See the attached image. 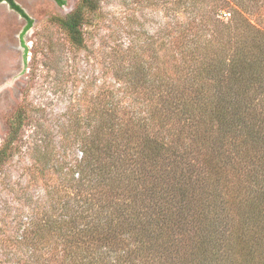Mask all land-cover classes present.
<instances>
[{
  "label": "rangeland",
  "instance_id": "rangeland-1",
  "mask_svg": "<svg viewBox=\"0 0 264 264\" xmlns=\"http://www.w3.org/2000/svg\"><path fill=\"white\" fill-rule=\"evenodd\" d=\"M14 1L33 23L24 33L27 21L6 3L0 4V147L15 129L13 124L18 113L25 112L13 154L0 170V264H43L46 257L51 260L53 257L50 264H58L54 257L53 238L43 237L38 224L41 219L49 218L53 221L56 218L58 202L47 195L54 188L55 197L58 195L56 191L64 190L62 186L66 187L65 178L68 179L71 166L80 157L75 142L77 136L71 130L77 122L75 119L85 126L92 111L107 109L108 104L116 115L126 118L151 108L156 112L155 118L162 117L165 120L163 127L166 128L161 130L166 133L160 138L172 140L176 150L183 140L186 147L192 143L184 138L183 132L188 130L183 129L186 124L177 120L178 115H173L171 107L173 99V103L179 100L177 96L187 98L184 80L192 72L180 74L175 67L184 62L179 50L187 46L182 43L183 46L175 48L171 57L173 46L170 40L175 38L174 31H185L191 22L192 31L197 29L208 32L207 24H211V20L206 24L207 16L204 15L203 7L208 6L210 1L97 0L98 7L93 8L92 13L85 11L90 21L82 27L84 45L80 48L70 43L66 32L56 22L71 14L80 0H64L63 6H58L54 0ZM260 2L264 5V0ZM228 18L223 16L225 22ZM255 19L264 28V8ZM219 34L225 35L224 26L220 29L218 27L213 37L217 38ZM219 44L216 42L211 48ZM143 71L148 75L146 79L143 78ZM156 72L165 76L160 90L153 86L143 87L151 84L147 80L154 79ZM129 73L132 77L127 79ZM171 75L179 79L178 88L183 89L172 85L171 79L167 80L166 77ZM143 98H147V101ZM166 103L171 108L164 109ZM159 121H152V128ZM134 133L133 130L130 134L134 137ZM200 140H196V143ZM39 146L42 151L38 155L36 148ZM239 147L241 154L234 157L242 155V159H246L251 156L248 144H238L237 150ZM43 153H47L48 160H43L46 175L40 173L35 163V156L41 157ZM190 163L199 167L204 159L198 157L191 159ZM251 166L256 167V163ZM225 167L224 175L228 183L226 192L220 190L221 194H226L220 199L222 204L226 202V207L222 210L214 204V195H205L217 193L223 187V183L220 184L217 177H214L217 173L206 177L201 172V177L197 170L188 184L183 188L180 186V190L189 191L190 186L200 180L204 183L201 185L206 193L202 194L200 204H188L191 207H186L189 213L182 217L180 226L177 222L170 231L176 235L182 234L188 241L184 245L185 249L192 247V239L189 237H208L217 244V250L224 254L218 264H233L236 260L241 264L247 258L242 250L239 253L240 246L235 244L237 229L250 228L249 233L252 235L248 238V245L254 247L251 251L255 255L258 254L255 248L261 240V228L253 224L255 218L244 216L241 219L236 214L249 213L259 196L255 186H250L242 176V169L233 171L229 165ZM183 180L176 183H182ZM75 191L69 190L72 199L79 193ZM111 210L105 211L106 216L118 222L123 221L122 210ZM129 212H125V216ZM204 215L208 218L205 219ZM137 244L133 241L130 243L128 238H120L113 247L115 252L102 251L100 247L94 246L91 254L86 252L88 255L85 263L140 264L143 257ZM133 251L136 255H132ZM178 253L174 255L179 260L181 257ZM241 256H244L243 260ZM182 258L185 262L181 264H198L194 257L193 260L188 255ZM261 259V256H253L251 262L259 264Z\"/></svg>",
  "mask_w": 264,
  "mask_h": 264
},
{
  "label": "trees",
  "instance_id": "trees-1",
  "mask_svg": "<svg viewBox=\"0 0 264 264\" xmlns=\"http://www.w3.org/2000/svg\"><path fill=\"white\" fill-rule=\"evenodd\" d=\"M2 1H7L27 21L24 33L28 31L33 22L25 11L14 0ZM55 1L60 6L65 5L64 0ZM208 1L210 3L203 7V11L207 16L206 24L211 20V24H207L209 31H192L191 22L187 23L185 31H174L175 38L170 40L173 46L171 57L175 48L184 44L187 46L179 50L184 62L175 66L180 74L192 72L184 80L187 98L177 96L179 100L173 103V99L171 107L173 115H178L177 120L186 124L183 129L188 130L183 135L192 143L186 147L185 140L181 138L183 142L176 150L172 140L160 138L166 133L161 130L166 128L163 127L165 120L155 118L156 112L151 108L126 118L116 115L108 104L107 109L92 111L85 126L75 119L77 122L71 130H74L77 140H72L77 143L80 157L76 158L68 179L64 180V190L56 191L57 197L54 196L55 188L47 195L58 202L56 218L53 221L41 219L38 224L43 237L53 238L54 257L58 264H86L87 253L91 254L94 246L102 251L115 252L113 247L120 238L138 243L137 248L143 257L140 264H181L185 262L182 257L186 255L192 260L194 257L198 264H218L224 254L217 250L215 242L195 233L199 235L197 238L188 236L192 239L193 248L185 249L188 241L182 234L172 233L170 228L177 222L180 226L182 217L189 213L186 207L191 208L188 204H200L202 194L206 193L200 180L193 183L189 191L180 190V186L183 188L188 184L197 170L200 171L199 176L201 172L206 177L217 173L214 177L220 184L223 183V187L217 193L205 195H214V204L222 210L226 207V202L222 204L221 200L226 194H221V191L226 192L228 182L224 171L228 165L233 171L242 169V176L250 186H255L259 196L249 213L236 214L240 218H255L253 224L261 228V240L255 248L258 254L255 255L251 251L254 247L248 245V238L252 235L250 228L237 229L235 244L240 246L239 253L242 250L247 258L241 264H252L253 256H261L259 264H264V28L255 19L264 5L260 0ZM97 7V0H80L71 14L56 21L74 47L84 45L82 27L90 21L85 11L92 13V9ZM224 15L229 16L227 22L223 19ZM221 26L225 28V35L219 34L214 38L213 32ZM216 42L220 44L211 48ZM143 72L146 79L148 75ZM129 76L132 77L129 73L127 79ZM166 78L178 88L179 79L175 75ZM162 79L165 76L159 72L154 79L147 80L151 84L143 87L153 86L160 90ZM143 100L147 101V98ZM167 107L170 106L166 103L164 109ZM24 118L25 112L20 111L14 120L15 129L0 147V170L13 154ZM154 120L161 121L154 123L152 128ZM133 130L134 137L130 134ZM130 136L132 138L128 140ZM196 140L200 142L196 143ZM238 144H248L252 152L249 158L233 156L241 154V147L237 150ZM41 151L40 146L36 148V154ZM47 153L35 156L36 166L42 175L47 174L43 167L48 161ZM198 157L204 159L199 167L190 163L191 159ZM215 161L218 162L215 164ZM255 163L256 167L251 166ZM213 164L219 172H215ZM182 179V183H176ZM69 190L79 193L72 199ZM209 205L207 203V207ZM111 207L123 211V221L106 216L105 211L111 210ZM178 251L179 260L174 255ZM133 254L136 255V252L133 251ZM52 261L53 257L52 260L46 257L43 264ZM233 264H238V260Z\"/></svg>",
  "mask_w": 264,
  "mask_h": 264
},
{
  "label": "flooded vegetation",
  "instance_id": "flooded-vegetation-1",
  "mask_svg": "<svg viewBox=\"0 0 264 264\" xmlns=\"http://www.w3.org/2000/svg\"><path fill=\"white\" fill-rule=\"evenodd\" d=\"M55 1V0H54ZM3 2H5L9 7H10V5L7 3V1H2V2H0V4H3ZM55 3L58 5V6H60L56 1H55ZM17 4V3H16ZM18 5V4H17ZM10 9H12L11 7H10ZM13 11H15L14 9H12ZM16 12V11H15ZM17 13V12H16ZM19 14V13H18ZM20 15V14H19ZM21 16V15H20ZM22 17V16H21ZM23 18V17H22Z\"/></svg>",
  "mask_w": 264,
  "mask_h": 264
},
{
  "label": "water",
  "instance_id": "water-1",
  "mask_svg": "<svg viewBox=\"0 0 264 264\" xmlns=\"http://www.w3.org/2000/svg\"><path fill=\"white\" fill-rule=\"evenodd\" d=\"M3 3H5V2H3Z\"/></svg>",
  "mask_w": 264,
  "mask_h": 264
}]
</instances>
